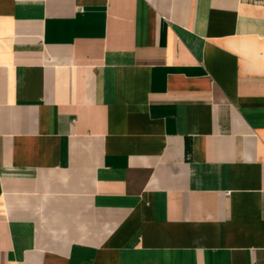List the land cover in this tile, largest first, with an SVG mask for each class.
I'll return each instance as SVG.
<instances>
[{"label": "crops", "instance_id": "1", "mask_svg": "<svg viewBox=\"0 0 264 264\" xmlns=\"http://www.w3.org/2000/svg\"><path fill=\"white\" fill-rule=\"evenodd\" d=\"M0 264H264V0H0Z\"/></svg>", "mask_w": 264, "mask_h": 264}]
</instances>
